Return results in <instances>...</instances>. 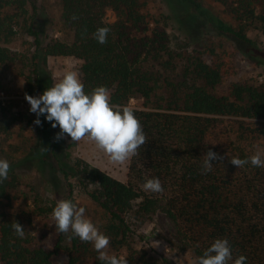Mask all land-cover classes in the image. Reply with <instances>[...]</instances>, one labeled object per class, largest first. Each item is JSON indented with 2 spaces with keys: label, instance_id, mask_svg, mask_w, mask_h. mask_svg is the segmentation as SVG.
<instances>
[{
  "label": "trees",
  "instance_id": "1",
  "mask_svg": "<svg viewBox=\"0 0 264 264\" xmlns=\"http://www.w3.org/2000/svg\"><path fill=\"white\" fill-rule=\"evenodd\" d=\"M165 2L171 14L155 18L144 12L139 0H63L64 21L73 31V41L53 39L44 45L36 28V12L30 13L31 4L36 10L33 0H0V67L20 59L8 46L20 28L35 38V51L27 58L35 67V79L28 80L31 90L43 94L52 87L49 57H75L83 61L85 94L104 86L112 104L129 108L132 99H143V108L131 109L147 142L131 158L127 182L78 162L83 164L78 172L89 196L109 215L108 232L114 240L122 243L127 238L128 215L145 218L161 212L174 222L178 236L197 258L216 239H227L234 259L243 255L245 264H264V168L249 162L238 169L230 163L233 158L251 157L246 147L251 136L264 138V85L242 80L228 83L238 74L236 56L217 38L208 39L201 50L182 54L184 65L178 69L167 33L171 21L191 31L205 20L217 36L231 37L245 46L255 66H264V49L246 31L257 23L264 27V0L234 1L238 28L212 14L199 0ZM109 10L117 17L113 23L106 19ZM74 14L78 19H71ZM100 27L110 28L105 44L93 35ZM1 112L0 125L7 128L12 120L5 107ZM209 150L223 159L210 161L212 171L201 174ZM151 178L161 181L162 194L142 190ZM19 182L20 176L10 168L8 179L0 183V262L52 264L62 249V233L54 251L32 246V241L14 233V222L1 211ZM93 186L94 191L89 189ZM72 240L77 250L80 240ZM70 259V264H78L73 253ZM165 262L171 264L168 259ZM94 264H103L98 255Z\"/></svg>",
  "mask_w": 264,
  "mask_h": 264
},
{
  "label": "rangeland",
  "instance_id": "2",
  "mask_svg": "<svg viewBox=\"0 0 264 264\" xmlns=\"http://www.w3.org/2000/svg\"><path fill=\"white\" fill-rule=\"evenodd\" d=\"M144 12L155 18L171 14L165 0H139ZM212 14L238 28L240 21L232 13L235 0H199ZM226 1V3H225ZM30 13L36 12V28L40 39L45 45L53 39L73 41V31L66 25L63 16V0H33ZM108 22L117 20L116 14L107 11ZM154 24L150 25V30ZM19 34L8 45L21 57L16 63L0 67V114L5 107L12 124L4 128L0 125V159L7 160L10 168L15 169L20 176L19 186L10 192V199L2 204L1 211L8 218L22 226L25 238L32 241V246L54 251L61 235L55 227L51 214L57 202L72 200L78 207L85 208V217L90 219L99 231L110 238L106 250L109 255L126 260L127 264H196L197 257L186 243L178 236L174 222L164 213L154 216L137 218L128 215L130 232L125 240L117 242L108 232L111 224L109 215L88 194L78 170L88 163L110 174L114 178L127 182L131 159L123 165H116L108 157L97 150L94 143L81 140L74 143L65 136L55 140L59 127L52 128L44 116H40L41 125L34 124L37 119L30 113V105L25 95L38 97L42 95L36 89L31 90L29 78L33 75L34 65L30 58L35 51V38L24 29L19 28ZM248 37L253 39L261 49H264V27H247ZM170 39V49L174 52L175 66L179 69L184 63L180 57L185 52L194 53L202 49V44L208 39L217 38L223 41L225 47L236 56L235 64L238 70L236 77H231L228 83L235 80L248 81L255 85H264V66H255L248 58V50L231 37L217 36L213 26L207 21H200L191 31H184L178 24L171 21L167 27ZM83 61L75 57H49L47 71L52 76V86L71 70L82 78ZM227 85L224 86V89ZM31 91H34L32 94ZM143 99L130 101L131 108H143ZM247 149L250 155L257 150H264V138H249ZM44 147L48 151L41 153ZM29 156L31 160H26ZM10 171V170H9ZM94 191L95 186L89 187ZM44 210V212H42ZM68 234H62V249L52 259V264H70V253L78 259V264H94V256L99 255L91 243L80 241L78 249L74 250L73 240ZM79 239V238H78ZM0 264H2L0 262Z\"/></svg>",
  "mask_w": 264,
  "mask_h": 264
},
{
  "label": "clouds",
  "instance_id": "3",
  "mask_svg": "<svg viewBox=\"0 0 264 264\" xmlns=\"http://www.w3.org/2000/svg\"><path fill=\"white\" fill-rule=\"evenodd\" d=\"M71 19L76 20L78 17L74 14ZM109 32L110 28L100 27L93 35L98 43L105 44ZM25 100L30 105V113L37 117L34 120L35 125L40 126L39 117L44 116L52 128L59 127L56 141L64 139L65 136L70 137L74 143L90 141L113 164H125L137 156L138 149L147 142L133 110L127 106L112 104L110 91L104 86L96 87L91 94H85L84 85L76 71H67L59 82L38 97L26 94ZM40 151L43 153L48 149L42 147ZM203 159L201 174H207L213 169L210 161H218L223 157L209 150ZM249 162L253 167L264 168V150H257L248 159L233 158L230 161L238 169ZM9 170V162L0 159V183L8 179ZM141 187L146 193L162 194L164 191L158 178L147 179ZM51 217L58 232H71L69 240L75 237L83 243H91L103 264H127L126 260L107 253L110 238L85 217L84 207H78L72 200H61L53 208ZM12 228L19 238H24L25 231L20 224L14 222ZM245 261L246 257L243 255L233 258L232 247L227 239H216L197 258L196 264H245Z\"/></svg>",
  "mask_w": 264,
  "mask_h": 264
},
{
  "label": "crops",
  "instance_id": "4",
  "mask_svg": "<svg viewBox=\"0 0 264 264\" xmlns=\"http://www.w3.org/2000/svg\"><path fill=\"white\" fill-rule=\"evenodd\" d=\"M123 182V181H122Z\"/></svg>",
  "mask_w": 264,
  "mask_h": 264
}]
</instances>
